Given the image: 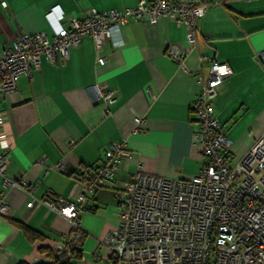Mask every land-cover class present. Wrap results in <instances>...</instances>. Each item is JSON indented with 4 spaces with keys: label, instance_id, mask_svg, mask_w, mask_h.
<instances>
[{
    "label": "crops",
    "instance_id": "0c3cea01",
    "mask_svg": "<svg viewBox=\"0 0 264 264\" xmlns=\"http://www.w3.org/2000/svg\"><path fill=\"white\" fill-rule=\"evenodd\" d=\"M210 7L197 22L196 45L185 42V25L162 16L121 25L124 45L103 44L96 53L85 36L65 60L41 57L31 78L21 75L22 93L0 96V126L12 145L7 176L35 185L32 195L48 193L75 202L82 175L98 166L113 141H124L128 156L118 162L117 179L134 172L169 179H191L203 163L200 145L192 139V104L202 89L209 62H226L231 75L217 87L215 115L231 140L235 160L264 133V0H206ZM4 2V4L2 3ZM137 0H0V49L19 34L45 30L51 8L65 18L80 17L89 8L108 10L135 5ZM176 44L185 51L183 64L167 56ZM115 88L110 105L92 101L85 86ZM142 119L137 123V119ZM115 179L87 194L79 212L83 239L80 255L70 264H114L104 236L119 223ZM17 187L0 179V264L51 262L48 251L71 230L62 214L35 203ZM24 227L41 238L30 239Z\"/></svg>",
    "mask_w": 264,
    "mask_h": 264
},
{
    "label": "built area",
    "instance_id": "2783aa9c",
    "mask_svg": "<svg viewBox=\"0 0 264 264\" xmlns=\"http://www.w3.org/2000/svg\"><path fill=\"white\" fill-rule=\"evenodd\" d=\"M209 7L206 0H137L121 9L89 8L82 16L67 19L51 8L46 14L50 34L45 30L23 32L0 49V96L22 93L18 87L21 75L31 78L40 69L41 57L51 64L67 59L70 49L85 36L92 38L96 53L106 42L112 48L122 47L121 25L132 19L154 24L166 16L183 23L187 47L194 48L197 22ZM166 54L183 64L185 51L178 45L169 44ZM202 59L209 65L205 78L196 76L203 86L192 104V139L200 145L203 163L191 179L148 174L140 166L127 180L117 182L118 162L128 152L124 141H113L100 164L83 180L75 202L51 193L37 198L32 195L35 185L6 175L12 145L0 132L1 184L28 192L31 199L26 206L43 205L70 220L71 230L55 244L56 252L74 258L83 201L113 178L119 223L102 244L111 250L114 264H264V133L242 157L233 158L231 140L215 115L217 87L232 71L226 62L204 55ZM84 89L92 101L101 100L106 106L115 101V88L94 83ZM2 123L0 116V126ZM6 210L2 202L0 213Z\"/></svg>",
    "mask_w": 264,
    "mask_h": 264
},
{
    "label": "trees",
    "instance_id": "16d2710c",
    "mask_svg": "<svg viewBox=\"0 0 264 264\" xmlns=\"http://www.w3.org/2000/svg\"><path fill=\"white\" fill-rule=\"evenodd\" d=\"M91 170H94V168L92 169H89V170H86L85 174L82 175V180H84L87 176V174L91 171ZM24 230L27 234V236L30 238V239H36V238H41V235L38 234V232L30 229V228H25L24 227ZM82 239H83V234L80 233V236L78 238V240H76V244L74 246V249H73V252H72V255L74 258L78 257L80 255V249H79V245L81 244L82 242ZM48 256L51 257V262L49 264H70L72 260H70L69 258H67L63 253H58L56 252L54 249H50L48 251ZM18 264H25V263H18ZM37 264H46V263H37Z\"/></svg>",
    "mask_w": 264,
    "mask_h": 264
}]
</instances>
